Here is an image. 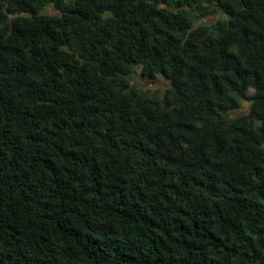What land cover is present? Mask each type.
<instances>
[{"label": "trees", "instance_id": "trees-1", "mask_svg": "<svg viewBox=\"0 0 264 264\" xmlns=\"http://www.w3.org/2000/svg\"><path fill=\"white\" fill-rule=\"evenodd\" d=\"M0 264H264V0H0Z\"/></svg>", "mask_w": 264, "mask_h": 264}, {"label": "rangeland", "instance_id": "rangeland-1", "mask_svg": "<svg viewBox=\"0 0 264 264\" xmlns=\"http://www.w3.org/2000/svg\"><path fill=\"white\" fill-rule=\"evenodd\" d=\"M48 11V10H47ZM216 16H218L217 14H214L211 18H215ZM204 20V19H201ZM131 80L135 83V85L137 87H144V88H152L155 89L156 91H161V88L166 86V80L163 79L162 77H157L154 80H146L143 79L142 77L139 76L137 69H135L132 74H131ZM247 107V102L246 101H242L241 102V106L240 108L234 110L232 112V114L234 113H239V112H244L246 110Z\"/></svg>", "mask_w": 264, "mask_h": 264}]
</instances>
